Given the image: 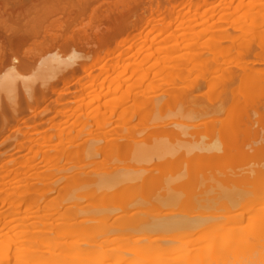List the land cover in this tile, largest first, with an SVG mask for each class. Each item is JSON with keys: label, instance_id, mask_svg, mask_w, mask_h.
Masks as SVG:
<instances>
[{"label": "bare ground", "instance_id": "6f19581e", "mask_svg": "<svg viewBox=\"0 0 264 264\" xmlns=\"http://www.w3.org/2000/svg\"><path fill=\"white\" fill-rule=\"evenodd\" d=\"M0 1L3 3L2 0ZM4 1V5L1 4L0 6V100L2 101L3 97H5L4 99L7 104L6 107L3 108V105L0 103V124H2V126L7 125V127L8 125L10 126V122H14L13 124L16 126L17 124L25 125L24 127L18 126L16 129H11L9 127L10 130L8 131L10 136L8 138L12 139L15 138L16 135H43L47 131L40 130L39 128L46 125L49 126L50 122H54L49 131L54 130V134L56 131L55 136L57 137L68 135L67 141L69 143H74L76 137V141H79L78 138L80 139L84 135L88 136L89 134H94V130H90L88 125L89 127L94 126L97 130H101V128L107 125H113L116 114H118L120 118H125L126 116L131 115L130 111L123 107L124 105L121 106V108L123 107V112H121V114H119L120 112L116 113L120 107L117 110L116 108H113L114 111H111V113L109 112V114L107 112L101 113L102 105L99 106L106 96H109L112 93H117L122 89V86L120 85L119 87L117 85L118 88H115L116 86H114L116 83L115 81L118 78L111 81L108 87H106L105 84L108 77L106 80L104 77L110 71V69L107 68L109 67L110 59L111 61L117 59L116 62H118L121 57L118 54L119 57L117 56L112 59L115 53H119L128 42H131L132 46L129 47L132 48L139 44H137L138 41H141L142 44L147 43L151 37L150 34H153L155 31L159 32L155 38L158 39V37L161 36V33L166 30L161 29L163 28L162 25H166L164 26L165 28L170 25V27H168L171 28L172 25L170 23H172V21H168L170 20V17L168 16H172L170 15L171 13L177 12V9L180 8L181 5L187 3L186 5L191 6L188 10V12H190L193 8H200L202 4H208L211 2V0H148L150 3L147 4V0H119L117 2L110 0L112 3L96 7V4L98 5L104 0H41V5L33 7L19 8L15 5L20 9L15 11L14 9L16 7H8L12 5L6 3L8 0ZM146 4L149 6V12L145 8ZM244 5L245 4L243 3L239 4L242 8ZM249 5L259 8L260 12L263 10L262 16L259 14L258 20L253 19L256 24V27L254 28H257L258 30V28L264 25V3L256 5L254 2H249ZM184 8L185 7H183L182 11ZM260 8L263 9L261 10ZM178 10L181 11L180 9ZM179 11L175 14L182 13ZM172 17H174V15ZM229 19L230 18H228L227 21H229ZM220 20L223 21L222 18H220ZM220 20L218 22L219 24H224V22H226H221ZM253 21L252 23L254 25ZM256 21L259 23L258 26L260 27H257ZM233 23L231 22V26H235ZM252 23H249L251 27ZM142 26L145 27L144 30H147L149 27L152 29H149L150 31L145 35L140 33L139 35L137 34V36L134 35L132 37V32L139 28H143ZM241 27L242 25L239 26L238 29L242 30ZM247 27L250 28L249 26ZM228 28L229 27H227V29L225 28L226 30H222L223 32L227 31V34L225 32L226 37L224 36L223 38L222 36V38H219L220 40H218V36L216 37L217 40L214 39V41L216 40L217 42H215V44L213 42L211 43L214 44V48H212L213 53H210L212 56L209 54V57L206 53L201 54L202 58L205 56L208 57L204 58L206 60L201 58L204 60L202 64H204L203 71L205 72L202 71L203 73L201 72L202 74H200L198 71L197 73H199L200 76L197 75L198 77L195 76L197 78L194 77V80H190L188 77L183 76L184 72L179 74V70V72L177 71V75L179 76H174V74H172L173 77L171 76V81L170 79L168 81L162 79L161 83L156 82V85H153V88L160 87L163 89L165 86L166 88L167 86H169V88L171 87L170 91L166 90L167 92L164 97L166 100L161 96L163 100L159 103L160 108L155 112V115L151 114L154 118L149 117L150 120L152 119L151 122L149 121V118H147L149 121H147L148 123H152V121L158 122L159 120L160 128L162 129H157L161 131L156 130L155 127L150 128L152 125H149L150 127H148V125L145 128L142 127V121L140 122L142 128H136L132 125L134 128H126L128 130H125L124 132L120 130L118 131L119 133L117 132L118 134L112 130V132L109 131V133H105L104 136L107 138L105 137L104 139H108L107 141H87L88 143L93 141L94 143H91V145L93 144L92 146H94L95 142L96 144L99 142L103 143V141L104 143L106 142V144H102L103 147H100L99 152L105 154V156H112V160L114 157L118 159L117 161L121 160L128 163V161H136L142 156L145 159L149 156H158L160 157V160L167 158L164 162L161 161L162 165H157L159 168L156 170H151L153 168L152 165V168L149 169L150 171L145 169L146 166H143L144 169H137L135 167L136 164H133L135 166H129L130 168L133 167L132 169L112 167L109 174L103 175L96 180H88L86 185L106 191L108 189H113L114 191L115 189L124 186H131L135 188V191L140 190L138 194L130 195L129 198L124 197L125 199L122 198L123 200L120 198L121 196L119 197V195L116 194H113L110 197L106 195L104 197L105 199L102 197L99 199V202L97 201L96 206L101 203V205H104L106 208V211L110 209L107 207L110 205H113V207L117 205V208H121L125 211H129L130 208L133 207L144 205H152L157 208H162L163 206L170 207L171 204L174 206V203L177 202L176 204H178L179 201L182 202L184 197H188L187 199L190 200L189 207L192 203V207L195 208V211L199 208L205 211V213H203L201 210L199 213V209L196 211L198 212V214L196 213L197 215H195V211L192 210L194 208H192L190 212L188 210V212H186V214L194 213V215L180 213L164 214L161 211L163 214L161 213V215L156 214L157 216H151L153 219L144 218L145 216L141 219L142 215L137 217L136 214H140V212H137L129 216L131 218L132 216H134L133 218L137 217L139 220H137V218H132V221L129 216L127 217L128 214L125 213V215L122 216L124 219L120 217L119 219L125 221L127 217L128 219H126V221L130 220L131 222L127 221L126 224H128V222L129 224L122 226L124 230L134 234L155 233L157 231H160V233H180L183 231L184 233H180L181 237L179 235L180 239L182 238L183 240L184 238H192L197 235L198 237L196 240L193 242L191 241L189 245L191 243L199 244L204 239L209 240L214 236L217 237L221 235V238H217V240L220 239L219 242L210 241L202 246H198L197 244V246H189L182 250L176 249L174 253L180 255L179 257H175V259L170 257V253H166L167 250L165 247L162 248L165 251L162 250L161 253L157 251L161 249V247H157L158 249L155 248L157 250L142 247L140 250H137L134 256L144 259V263L149 262L152 256L159 253L162 256L161 259L159 257L153 262L151 260L153 264H170L169 262L171 261H174L173 264H264V158L262 159V157H264V143L261 142L262 140L260 138L262 136H260V134L264 132V29L263 31H258L259 33H262L254 35L256 38H251V40L249 39L247 41L242 40L240 42L243 35L241 34V37L238 35L240 38L238 36L236 37V35L233 36L231 35L232 33L228 32L230 29ZM254 28L252 29L254 30ZM233 30H237V27ZM130 31L131 33L126 39H119L120 35ZM248 31L249 30L246 31L245 28L244 39L248 36L246 35L248 34ZM236 32H238V30ZM140 35L142 37L139 40H136ZM249 35L251 37L252 34L250 33ZM225 44L228 46H225ZM112 46L114 47L112 48ZM93 48L99 51L96 53V58L92 57ZM210 51L212 50L210 49ZM64 54L68 56L64 57ZM194 55L195 60L191 58L190 61L197 62L196 54L194 53ZM42 58L43 60H41ZM120 61L118 64L115 63L116 65L113 64L115 65V68H113L114 70H111L113 73L116 72L118 68L127 67V69H129L132 65L121 66L124 61ZM165 64L167 66V63H164L163 65L165 66ZM202 64H199L200 67H202ZM164 66L161 68L162 70H169V66L168 68ZM180 67L183 69V66ZM78 68L83 71L84 77L81 80L76 81V78L79 75L78 72H80ZM34 69H37V71ZM193 69L194 67H190L191 71L189 73H194L192 72ZM32 70L36 73L31 76L28 75ZM162 70H160V75L165 73V71L162 72ZM110 74H108V76H110ZM195 74L196 73H194V75ZM103 78L105 81H102ZM60 84H63V88L60 87L61 90L58 89ZM77 85L81 86L82 89L78 90L76 88V90L73 91L72 87H76ZM152 89H149L150 91L147 95H150V92L153 93L151 91ZM105 90L107 91L105 92ZM127 93H129L126 95L127 98L123 97L125 100L127 99V102H123V104L125 103V106L128 101L129 103L132 102L130 101L132 97L129 99L131 96L130 93L132 92L127 91ZM137 94L138 93H135V96L132 94L134 96V101ZM54 96L56 98H53ZM136 100H138V97ZM144 100L145 102H143ZM144 100L142 101L143 103L140 105L138 104L139 110H134V112H139L140 120L147 117V111L148 113L155 111V106L153 107V105H155L156 102L153 103V98H150L149 100H146L145 98ZM119 101H122V99ZM117 103L115 104L116 107ZM173 103L175 107L177 106V109L179 104L184 107L179 109V113H176L175 111L173 114H170L168 112L169 115H167L164 108H170V105ZM95 104H98V108L94 107V109L97 110L91 111L93 113H89L90 110L87 114H82L83 112L79 113L81 112V109L87 111V109L92 108ZM44 105L46 108L39 111ZM72 105H77V107ZM131 106L132 105L129 107ZM186 106V110L183 111ZM136 107L138 106L136 105ZM175 107H172L173 110ZM169 110H171V108ZM8 111L11 114L10 117L7 115ZM30 112L33 116L31 118H26ZM54 112L56 113L54 118L43 121L40 124H35L37 118L47 117L48 115L45 114ZM180 117L188 120L190 119V121L193 122L192 124L195 125H191V123H189L190 126L180 124L181 121L177 120V118ZM74 118L75 120L77 118V120L72 124L71 121ZM120 120L117 118L118 122H121ZM140 120H138V123ZM172 120L176 122H171ZM30 121H32V123ZM70 122V126L62 128ZM132 124L134 123L132 122ZM155 124L158 125L159 122ZM124 125L126 124L124 123ZM259 126L263 127L260 134L257 133V130L259 132V129H256V127ZM124 127H122V130ZM4 128L6 129V127ZM194 128L199 131L193 130L192 132V129ZM76 129L78 132H75ZM73 131L79 133V136H77V134L75 138L71 137ZM5 132H7V130ZM210 132H212L213 135L210 134ZM256 133L259 138L258 140H254V142H256L253 146L250 142H252L251 138L256 136ZM218 134L222 141L219 139ZM216 135L219 140L216 139L215 142ZM212 137L214 140H211L213 139ZM206 138H211V141ZM248 139H250L249 144L246 142ZM257 141L262 144H258L259 142ZM32 146V150H35L42 145L35 141L34 143L32 142ZM21 150L22 148H20V151ZM39 152L36 153V155L38 154L37 156L35 155L36 157L34 156L35 159L33 157L31 159H37L38 161L40 156ZM16 154H19V152ZM172 157H174V160ZM32 160L31 162H34V160ZM106 160H108V158ZM141 160L142 159L139 161L141 162ZM134 161H132V163ZM155 161L153 162L155 163ZM31 162L30 164H24L22 167H29L32 170L34 167L37 168L36 166L38 164L36 163H40L35 161L34 165H36L34 166ZM242 164L246 167L241 166ZM140 165L143 164L140 163ZM237 167L241 170H238ZM159 169L160 172L158 171ZM171 170H174V172H171ZM46 172L47 171L38 172L35 175H43ZM154 172H159L160 175L158 176L156 174V176ZM168 172L173 173V175L171 174L173 177L170 176ZM164 174H168V179L165 181L166 183L163 182L165 180L164 178L167 176H164ZM169 176L172 180L169 179ZM7 177L9 176L4 178ZM14 177H16V174ZM156 187L157 189H162L164 191L161 192L157 198L154 194H157L160 191H157ZM153 188L154 196L150 193V189L152 192ZM146 189L149 193H147L148 191L143 193V190ZM0 203L2 204V202ZM15 203L14 205L12 204V207L14 206L13 208L18 210L20 205H16ZM244 204H246V206H243L242 208L241 206ZM257 207L260 208L256 210ZM204 208H206V210ZM73 209L75 210L74 207H69L65 210L71 211ZM208 209L212 212H208ZM160 210L164 211V209ZM104 211L105 209L103 210V213L99 215L100 217L104 214H106V216L108 214L111 215V213L107 214V212ZM252 212H255V214ZM16 213L17 211L13 214ZM67 213L68 212H66V214ZM143 213L149 216L148 212ZM250 213H252V216H255L252 217ZM152 214L153 213H150V215ZM247 214L250 216L248 217ZM247 217L249 219L252 217V219L249 221ZM30 218L28 217L27 219ZM104 218L107 219L106 217ZM246 219L249 221L248 225L245 224V227H242L240 224L243 223V221L246 222ZM221 221H225L229 226L226 225V227L223 228L218 226V224L217 227L214 226L216 222L218 223ZM86 222L88 223L87 220L81 221L80 224L73 225L72 227L74 229L75 227L76 229H78V227L82 228V224ZM69 231L71 232L72 230L70 229ZM183 234L184 237L182 236ZM67 235L68 234H66V236ZM70 236L71 235L67 237L70 238ZM16 237L18 238L19 236ZM16 237L13 239H17ZM61 237H63V235H59V239H61ZM22 238L25 237L20 238V242L24 240L22 241L23 248L24 244H27L25 245L26 248L29 245L28 250L31 248L32 250L28 251L25 249L26 252H23L21 250L23 248L20 247V255L17 256L24 255L25 258H27L24 259V256L22 259L18 257L16 258L14 251H16L15 253L17 254L19 253V251H17L19 248L16 247V250L13 251L14 257L11 256V250L14 248L13 244L12 247H10V243L14 242L11 240L8 244L11 249L8 247V249L6 248L8 252H6L5 249L0 251V256L3 255L0 259L1 263L3 262L6 264L8 262L7 264H9L12 258L13 261L16 259L17 263L14 261L16 264H20L18 262H21L22 264H38L40 262L41 264H69L72 263L71 257H73L69 253L76 248V250L81 249V252L83 251V254H85L83 260V257L80 255L82 253L79 251V256L75 255V257H73L75 264H82V260L84 262L86 260V264H104L106 263L104 261L109 257L105 255L107 257L104 256L105 258L103 257L100 260L89 261L87 255H90L92 250H82L83 247H87L88 244L75 242L66 244L68 246H66V248H70L69 253L67 254L71 256L70 258H67L69 255L66 256L64 251H68V249H63L65 248V244L63 246V244L60 243L61 247L59 243H55L53 239L46 238V240L43 239L45 241L42 239L39 240L38 242L40 244L37 243V245L36 242H34L37 237L31 238L32 241L31 239L25 240ZM17 240L14 242L16 243L15 246H20L21 243H18L19 239ZM27 241H30L29 244ZM176 241L179 243L178 240ZM41 242L44 249L48 247L47 245L50 246L53 244L54 246L51 245L49 248L54 250L53 248L57 247V251L62 250L63 252L61 251V253L63 254L57 255L55 252H52L51 254L47 252L44 253V251L41 252L39 250L43 248ZM163 242L167 243L169 241L165 239ZM30 243L35 248H33ZM33 249H38L40 252H37L38 250L33 251ZM112 251L113 253L119 252V250H109L108 252L110 253ZM46 253L47 255H45ZM31 254L34 255L35 258L37 255L38 257L41 256L39 257L41 260L38 261L39 258L32 259L31 262L30 259L33 257H31ZM48 254H50V256ZM46 256L49 258L46 259ZM9 257L11 258L6 262V259L8 260ZM50 257L53 259H50ZM134 259H131L130 261L125 258L124 261L121 260L122 262L120 263L123 264V262L129 261V264H140V260ZM36 260L38 262H36ZM67 261H69V263H67Z\"/></svg>", "mask_w": 264, "mask_h": 264}, {"label": "rangeland", "instance_id": "374dc122", "mask_svg": "<svg viewBox=\"0 0 264 264\" xmlns=\"http://www.w3.org/2000/svg\"><path fill=\"white\" fill-rule=\"evenodd\" d=\"M2 1H3V3L0 1V6H1V4L4 5L5 1L4 0H2ZM8 1L6 3H9L12 6H8V5L7 6L8 7H14V8L16 7L15 5H17L19 8H22V7L26 8V7H33L36 5H41V0H8ZM112 1L117 2L119 0H112ZM112 1L104 0L100 4H98V5L96 4V7H99L100 5H103V4L107 5L108 3H112ZM249 2H254V4L257 5L259 3L263 4L264 0H211L210 3H208V4L204 3V4H202V6L200 8H193L190 12H188V10L191 8V6L186 5L187 3H185V5L183 4L180 6V8H178L181 11H179L177 9V12L178 11L182 12V13H180L181 15L175 14V13H177V12H175V13L170 14L172 16L174 15V17L168 16V17H170L169 18L170 20H168V21H172L173 24L170 23L172 25L171 28H169L170 25H168L169 27L167 26L166 28L164 27L166 25H164V26L162 25L163 28H161V29H163V30L166 29L168 31H166V30L163 31L161 33V36L158 37V39H155V38L159 32L155 31V32H153V34H150L151 37L149 38V41L147 43L142 44L141 41H138L137 44L138 43L139 44L133 46V48H132V47H129V46H132L131 42H128V44H126V46L123 47L119 51V53L118 52L115 53L114 56L112 57V59L117 57L119 54V56H121L120 60L124 61V63L121 64V66L122 65H128L129 66L131 64L132 65L129 67V69H127V67L126 68H124V67L118 68V70L113 73V71H111V70H114L113 68H115L114 67L116 65L115 63L118 64L120 60H118V62H116V60H117L116 59L115 61L113 60L114 61L113 62L110 59V62L108 65L109 67H107V68L110 69L109 72L111 74L108 72V74H110V76H108V74H107L104 77L105 80L108 77L106 82H105L106 87H108L110 85L109 83L111 81L118 78L115 81L116 83L115 84L113 83V84H114V86H116L115 88H118L119 85L122 86L121 87L122 89H120V91L117 93H114V94L112 93L109 96H106V98L103 99L100 104L99 103L98 104H99V106L102 105V108H104V109L101 108V113H106V112L111 113V111H114L113 108H116V110H117L120 107V109L117 110L118 112H116V110H115V112L116 113L120 112L119 114H121V112H123V107H124L130 111L131 115L126 116L125 117L126 120H125L124 117L120 118L119 115L115 113L118 116L115 115V117H114L115 121H114L113 125H107V126L101 128V130H97V128L92 126V125H91L92 127H89V125H88V128L90 130L92 129V131L94 130L93 133L95 135L97 134L96 136L94 134H89V135L87 134L88 136L84 135L82 137L83 139L78 138L79 141H76V138H77L76 135L78 134L77 136H79V133H75V132H78L76 129L75 132L73 131V134L71 136L74 138L76 137L74 140V143L72 142L73 143L72 144V143H69L67 141L68 135H64L63 137H57V136H55L56 131H55V134L53 132L54 130L49 131L50 127L54 123V122H52V123L50 122L49 126L46 125L44 127L39 128L40 130L47 131L43 135H33V136L16 135L15 138L9 139L8 137L10 135H9L8 130H10V128L16 129V128H18V126L24 127L25 125L24 124H20V125L17 124V126H16L15 124H13L14 122H12V123L10 122V126L8 125V127H7V125L2 126V124H0V131L3 134L2 135L0 133V172H1L0 173L1 174L0 175V202H2V204L0 203V219H1L0 220L1 221L0 222V251H2V249L3 250L5 249V251L8 252L7 249L9 247V245H8L9 242L11 240L16 242V240L19 239L18 243H21V245L19 244L20 246H18V245L15 246L16 243H14V242L10 243L11 244L10 247H12V244H13L14 248H13V250H11V253L9 252L12 257H14V254H16V258H17L18 257L17 255H20V247L23 248L22 241H24V240H22L20 242L21 237H25V238H22L25 240H30L33 237H35V238L37 237L38 240L33 239L34 242H36V244L39 243L38 242L39 240H41V239L46 240V238H48V239H53L55 241V243H59V245H60V243L63 244V246L65 244V246H64L65 248H63V249L64 250L68 249V251L66 250L67 252L64 251V254L66 256H68L70 254L71 256L75 257V255H78L79 251L81 252V249L76 250L77 249L76 248L75 250H71L72 253H71V251L69 253L70 248H66L67 243H75L76 242V243H80V244H82V243L88 244V246L87 245H86L87 247L84 246L82 250H84V251H85V249L92 250L90 252V255L88 254L89 257L87 255V259L89 261L100 260L105 255H107L109 257L107 258V260L105 259L106 261H104L107 264H121L120 263V262H122L121 260L124 261L125 258L127 260H130V261H131V259L135 258L137 260H140V264H141L142 262L144 263V259L139 258V257H135L134 255L136 254L137 250H140V248H142V247H147L150 249H155L157 247H159V248L161 247V249H159V250H157L158 248L155 249V250L159 251L160 253L163 250L162 248L165 247L167 250L166 253L167 252L170 253L171 254L170 257L175 259V257H179V255H180V254L177 255L176 253H174L176 249L182 250V249L189 247V246H195V245L197 246L198 243H196V244L191 243L189 245V243L191 241L193 242L194 240H196V238L198 237L197 235L192 237V238H184V240L182 238H181L182 240L180 239V237H181L180 233H184L183 231L180 233H177V232H175V233H170V232L169 233H167V232L160 233V231H157L155 233H144V234L136 233V234H134V233H129L122 228L123 225L125 226V225L129 224V222H128V224H126L127 221H130V220L132 221V218L134 216H132V218H131L129 215H133V213H137V212L138 213L140 212V214H136V216L139 217V215H142L141 219H143L142 218L143 216H145L144 218H147V219L148 218L153 219V218H151V216L153 217V215L155 216L156 214L161 215L162 212L164 214H166V213L186 214V212H188V211L190 212V210L192 208H194V207H192V203H191V206L189 207L190 200L187 199L188 197H184L182 199V202L179 201L178 204H176L177 202L174 203L175 204L174 206L171 204L170 207L169 206L168 207L163 206L162 208H160V207L157 208V207H154L152 205H147V206L144 205V206H139V207L138 206L133 207V208H130V210L128 209L129 211H125L121 208H117L118 207L117 205H115L114 207H113V205L112 206L110 205L107 207L110 208L111 210L108 209L106 211V208L104 207V205L102 206L101 203H99L100 205L98 204V206H96L97 201L99 202L100 198H102V197L104 198L106 195L110 197L113 194L119 195V197L121 196L120 197L121 199L124 197L129 198L130 195L132 196L134 194H138L140 190L139 191L137 190L138 191L137 192L134 190L135 188H133L131 186H126V187L124 186V187H120L119 189H115L116 191L115 190L113 191V189L112 190L108 189L106 191L103 189L102 190L98 189L97 187L88 186V185H86V183H88V180H91V179L96 180L103 175L109 174L110 171L112 170V167H117V168H122V169L127 168L128 169V168H130L129 166H135L133 164H136L135 167L137 169L138 168L144 169L143 166H146L145 169L150 171L149 169L152 168V166H153V168L151 170H156L159 168V166H157V165H162L161 161L164 162V160H167V158L160 160V157H158V156H155L156 158L153 156H151V157L149 156L146 159L143 158V156H142L136 160L137 162L132 160V161H134L132 163V161L130 160L127 163V162H124L121 160L117 161L118 159L113 157V160L116 159V160H114L115 161L114 162L111 159L112 156L110 157V155H106V156H109V157H106L105 154L99 152L100 147L101 146L103 147L102 144L104 143V141H103V143H100L101 142L100 140H105L104 138L106 136H104V134L109 133V131L110 132L115 131V133L118 134L119 133L118 131H120V130L124 132L125 130L132 129L134 127H136V128L137 127H140V128L144 127L145 128V127H147V125H148V127H150L152 125L150 128L155 127L156 130L161 131V130L157 129V128H160V121L159 120H158V122H159L158 125L155 124V123H158L157 121L156 122L152 121V123H148V122L149 121L151 122V120H152V119L150 120V118L153 117V116H151V114L155 115V112L158 111V109L160 108L159 107L160 101L163 99L166 100L164 98L165 94L167 92L166 90L170 91L171 87L169 88V86H167V88H166V86H165L164 87L165 89L163 88L165 90L164 91L160 87L159 88L158 87L153 88L156 85L155 83L156 82L161 83L162 79L167 80V81L170 79V81H171V76L173 77L172 74H174V76H179V75H177L179 70H180L179 74L181 72H184L183 76L188 77L190 80H194L195 78L200 76V74L205 72V71H203V69H204L203 65L204 64H202V62L204 60H206L204 58H206L208 56H205L202 58L201 54L206 53V55H209L210 53L211 54L213 53L212 48H214V44H215V42H217L216 40L217 39L220 40L219 38H222V36H223V38H224V36L226 37L227 31H225L226 32V34H225V32H223L222 30H226L227 27L230 28V26L232 25L231 22L232 23L234 22L233 24H235V26L237 27L238 32H236L237 30H233V29H236L235 26H231L230 29L228 28L229 29L228 32L232 33L231 35H233V36L236 35V37L238 35L240 37L243 35L241 37L240 42L242 40H244V41H247L249 39L251 40V38L254 39V38H256L254 35L262 33V32L259 33L258 31H263L264 25L262 24L263 26L260 27V26H258L259 23L256 21L257 27L262 28V29L258 28V30H257V28H254V27H256V24H255V21H253V19L258 20L259 14L262 16V12H263L262 9L263 8L262 9L260 8L262 10V12H260L259 8L253 7V5H251L252 6L251 7L249 5ZM149 3H150V1H148L147 4H149ZM241 3L245 4L243 8L240 7L241 5L239 6V4H241ZM147 4H146L145 8L149 12V6ZM147 6H148V9H147ZM182 6L186 8V9L184 8L183 11H182V9H183ZM248 6H250V7H248ZM19 8L16 7L14 10L15 11L20 10ZM167 15H169V14H167ZM220 18H222L223 21H221ZM228 18H230L229 21H227ZM219 20L221 22H224V21H226V22H224V24L220 22L221 24H219L218 23ZM243 20L246 22H244ZM250 20H252L254 22L255 26L253 25L252 21H250ZM228 22H230V23H228ZM260 22H262V21H260ZM216 23H218V24H216ZM249 23H252V27ZM241 25H242V27H241L242 30L238 29V27ZM246 25L249 26L251 29L254 28V30L252 29V31L250 32L251 29L248 28ZM243 27L246 28V31L249 30L247 32L248 34H246V35H248L246 37V39L243 38V37H245L244 36L245 28H243ZM144 29H145V27L139 28L138 30L132 32V34H133L132 37L134 35L137 36V34L139 35L140 33H143L145 35L152 28L149 27L147 30H144ZM130 33H131V31L120 35L119 39L120 40L126 39ZM219 33L225 34V35H220ZM250 33L254 37L252 35L250 37V35H249ZM253 33H255V34H253ZM141 37H142L141 35L138 36V38L136 40H139ZM216 37H218V38L216 39ZM248 37H250V38H248ZM214 39H216V40L214 41ZM212 42L214 44H211ZM114 46H112V48ZM225 46H228V45L225 44ZM209 48L212 51H210ZM92 52H93L92 57L96 58L97 57L96 53L99 51L97 49L93 48ZM194 53L196 54L197 62L190 61L191 58L194 59V57H195ZM210 55H209V57H210ZM65 56H68V55L64 54V57ZM43 58L41 60H43ZM201 58L204 60H202ZM223 61H224V58H223ZM164 63H167V66H166V64L164 66L163 65ZM200 63L202 64V67H200V65H199ZM113 64H115V65H113ZM191 64H192V66L194 65L193 66L194 71L192 70V72L196 73L195 75H194V73H189L191 71L190 67L193 68L191 66ZM163 66L167 67V68L169 66V68H168L169 70H166V71L162 70L161 68H163ZM180 66H183V69H181L182 67H180ZM197 67H198V69H197ZM79 69L80 68H78V70ZM34 70L37 71V69H34ZM34 70H32V72H29L28 75L31 76V75L35 74L36 72ZM160 70H162V72L165 71V73L161 72L162 74L160 75ZM186 70H188V71H186ZM79 71L80 72H78L79 75L77 76L76 81L81 80L84 77L83 71L82 70H79ZM198 71L200 74L197 73ZM175 73H176V75H175ZM182 74H181V76H182ZM195 76H197V77H195ZM104 78L102 81H105ZM170 81H169V83H170ZM117 85H118V87H117ZM62 86H63V84H60L58 89L61 90V88H63ZM72 88H73L72 89L73 91H75L76 88L78 90L82 89L81 86H79V85H77L76 87H72ZM149 89H152L151 91L153 93L150 92V95H147V94H149V91H150ZM154 89H156V90H154ZM106 91L107 90H105V92ZM127 91L132 92V93H130L131 96L128 95V96H130L129 99L131 97L133 99L135 96L134 94L138 93L135 97V101L137 104L135 103L134 99L133 100L130 99V101H132V102L129 103V101H128L129 104L126 103L128 106L127 105L125 106V103L123 104L124 101L127 102V99L126 100L124 99V98H127L126 95L129 94V93H127ZM161 96L163 97V99ZM71 97H72V95H71ZM71 97H69V98L72 99ZM137 97H138L139 101L136 100ZM139 97H140V99H139ZM4 98L5 97H3V99ZM53 98H56V97L54 96ZM145 98H146V100L153 98V100H154L153 103L156 102L157 105L156 104L153 105V107L155 106L154 112L148 113V111H147V117L142 118V120H140L141 118L139 117V114H138L139 112L138 113L134 112V110L135 111L139 110L138 109L139 105L141 103L145 102V100H144ZM3 99H2V101L4 102V104L1 100H0V103H1V105H3L2 107L4 108V107H6L7 102L5 101V99L4 100ZM121 99H122V101H119ZM140 100H141V102H140ZM85 103H87V102H85ZM116 103H117V107L115 105ZM134 104H135V106H134ZM97 105L95 104L92 108L88 107L89 109L86 108L87 111L85 109H84V111L81 109L80 110L81 112H79V113L83 112L82 114H85V113L87 114L89 110H90L89 113L93 110H97V109H94V107L98 108ZM122 105H124V106L121 108ZM130 105H132V106L129 107ZM136 105L138 107H136ZM172 105L175 107L174 103L171 104L170 105L171 110H169L170 108H167V109H166V107L164 108L165 112H167V115H169V113L173 114L175 111H176V113L177 112L179 113V111H180L179 109H182L184 107V106L182 107L181 104H179V105L177 104L178 109L176 106L175 109L173 110ZM72 106H74V105H72ZM75 106L77 107V105H75ZM45 108H46V106L44 105L40 108L39 111L44 110ZM186 108H187V106L185 107V109H183V111L186 110ZM91 113H93V112H91ZM109 114H106V115H109ZM145 114H146V112H145ZM7 115L10 117L11 114L9 113V111L7 112ZM45 115H48V116L42 117L44 119H42V118L38 119L37 118L35 124H40L43 121L54 118L56 116V113L55 112L54 113H48ZM32 116H33V114L30 112V113H28L26 118H31ZM117 118H118V120L121 119L120 120L121 122H118ZM147 118H149V121L147 120ZM76 120H77V118H76ZM76 120H75V118L72 119V121H71L72 124ZM123 120H125V121H123ZM138 120H140L139 123H138ZM174 120H172L171 122H173ZM177 120L181 121L180 124H182V125H189L190 126L189 123H191V125H195V124H192L193 122H191L190 119L188 120L186 118L180 117V118H177ZM142 121H143V123H142V127H141L140 122H142ZM30 122L32 123V121H30ZM71 122L67 125H64V127H62V128H65V126L66 127L70 126ZM132 122L134 124H132ZM144 122H147V123H144ZM174 122H176V121H174ZM124 123L126 125H124ZM121 126L122 127L125 126L123 128V130H122ZM4 127H6V129ZM80 128H79V130H80ZM126 128H128V129H126ZM257 128L259 129V132L257 130V133L260 134V132H262V130H263V127L259 126V127H256V129ZM160 129H162V128H160ZM4 130L5 131L7 130V132H5ZM193 130L199 131L195 128L192 129V132H193ZM34 132H36V131H34ZM120 133H122V132H120ZM257 133H256V136H254V135H253L254 137L252 136L253 137V138H251L252 142H250V139L246 140V142L248 144L250 142L254 146V144L256 142V141L254 142V140H258V138H259V137H257V135H258ZM161 134H160V136H161ZM210 134L213 135L212 132H210ZM260 136H261L260 138L262 140L261 142L264 143V139H263L264 138L263 137L264 132H262L260 134ZM218 137L222 141L219 134H218ZM69 139H71V138H69ZM206 139L210 140L211 138H206ZM216 139H218L217 135L215 137V140H214V138L211 140H214L216 142ZM89 140H93V141L99 140L100 142L97 144L95 142L94 146H92L93 144L91 145V143H94V142L90 141L91 143H88ZM107 140H105V141H107ZM35 141H37L42 146L37 147L35 150L34 149L32 150V148H31L32 142L34 143ZM257 142H259V141H257ZM261 142H259L258 144H262ZM22 144H23V146H22ZM104 144H106V142ZM20 148H22L21 151H20ZM17 152H19V154H16ZM38 152H39L40 156H39V159L37 161V159L34 160L35 159L34 156ZM32 157L34 158L33 159L34 162H31ZM107 158H108V160H106ZM169 158H171V157H169ZM172 158L174 160V157H172ZM263 158L264 157H262V159ZM140 159H142L143 161L141 160V162H140L139 161ZM147 159H150L151 161L147 160ZM153 159H155L156 161ZM168 160H170V159H168ZM35 161L40 162V163H36V164H38L36 166L37 168L34 167L31 170V168H29V167H27V168L22 167L24 164L26 165V163L30 164V162L33 163V165H34ZM153 161H155V163ZM105 162H107V163H105ZM140 163L143 165H140ZM145 163H148L149 165L145 164ZM147 165H148V167H147ZM156 166H157V168H156ZM241 166L246 167L243 164ZM243 167H241V168H243ZM132 168H130V169H132ZM238 170H241V169L238 168ZM42 171H47V172L43 175H35L38 172H42ZM158 171L160 172V169ZM159 172H154V173H155V175L157 174L159 176L160 175ZM171 172H174V170H171ZM171 172H168V174L170 176L173 175V173H171ZM162 173H161V176H162ZM11 174H12V176H11ZM15 174H16V177H14ZM148 174H150V173H148ZM168 174H164V176L167 175L166 178H164L165 180L162 178L164 180L163 181L164 183H166L165 181H167V179H168ZM6 176H9V177L4 178ZM170 176H169V179L172 180V178ZM157 187H159V186H157ZM157 187H156V189H157ZM158 190L160 192H158L157 194L156 193L154 194L156 198L161 192H164L162 189L161 190L157 189V191ZM145 191H148V190L147 189L143 190V193ZM135 192H137V193H135ZM147 193H149V191ZM150 193H152V195H153L154 188H153L152 192L150 189ZM14 203L16 205H18V204L20 205V208H18V210H15L13 208L14 206L12 207V204L14 205ZM243 206H246V204L242 205L241 207L243 208ZM69 207H74L75 208V210L73 209L74 212H73V210H71V211L65 210L66 208H69ZM259 208L257 207L256 210ZM104 209H105L104 212H107V214L111 213V215L108 214L106 216V214H104L100 217L99 215H101L103 213ZM160 209H164V211L160 210ZM196 209H198V208H196ZM204 209L206 210V208H204ZM192 210L195 211V208ZM198 210H196V211H198ZM201 210L203 213H205V211L203 209H200L199 213L201 212ZM15 211H17V213L13 214ZM196 211L194 212L195 215L198 214V212H196ZM66 212H68V213L66 214ZM121 212H122V214H121ZM143 212H146V213L148 212L149 216ZM208 212H210L209 209H208ZM70 213H72V214H70ZM125 213L128 214L127 217L128 216L130 217V220H127V221H126V219H128V218L126 217V219H125L126 222L124 220H122V219H124V218H122V216L125 215ZM150 213H153V214L150 215ZM194 213L193 214L187 213L186 215H194ZM252 213L255 214V212H252ZM252 213H250L251 216H252ZM65 214H66V216H65ZM247 216H248V214H247ZM253 216H255V215H253ZM28 217L29 218L32 217V218L27 219ZM104 217H106L107 219H105ZM119 217L122 219L120 220ZM137 217H135L133 219H136ZM252 217L250 219H252ZM108 218H109V220H108ZM250 219H249V221H250ZM85 220H87L88 223L86 222V223L82 224V228L78 227V229H76V227H75V229H74L72 227L73 225H78L81 223V221H85ZM137 220H139V219L137 218ZM133 221H135V220H133ZM249 221L246 219V222L243 221V223H241L240 225L242 227H245V224L248 225ZM217 224H218V226H221L222 228L226 227V225H228V223L226 224L225 221H223V222L221 221L218 223L216 222L214 224V226L217 227ZM72 228L74 229V231ZM63 229H64V231H63ZM70 229L72 230L71 232L69 231ZM55 233H58V234H55ZM61 233H63V234H61ZM21 234H23V235H21ZM66 234H68L67 236L71 235L70 238L67 237ZM59 235L60 236L63 235L64 240H63V237H61V239H59ZM179 235H180V237H179ZM218 235H220V234H218ZM16 236H19L20 238L19 237L17 238ZM182 236L184 237V234ZM220 236H217V237L214 236L213 238H210L213 240L204 239L203 241H201L198 244V246L205 245V244L209 243L210 241H218L219 242L220 239L217 240V238H219ZM15 237L17 239H13ZM165 239H167L169 242H167V243L163 242V240H165ZM45 240H43V241H45ZM155 240H158V241H155ZM174 240L175 241L178 240L179 243H177V241L175 242ZM31 241H32V239H31ZM27 242L29 244L30 241H27ZM51 242H52V240H51ZM36 244H35V246H36ZM25 245H27V244H24V248L21 249L23 252H26L25 249H27V250L29 249L28 248L29 245L27 246V248ZM30 245L32 246L31 243H30ZM51 245H53V244H51ZM41 246H42V242H41ZM47 246H46L47 248H45V249L42 246L43 248L39 249V250L41 252L44 251V253L47 252V253L51 254L52 252L53 253L55 252V254H57V255L63 254V253H61L62 250L57 251L58 250L57 247L53 248L55 250L54 251V250L49 248L50 247L49 245H47ZM10 247H9V249H11ZM15 247L19 248V250H17V251H19L18 254L15 253L16 251H14V250H16ZM40 247H38V248H40ZM33 248H35V247H33ZM36 248H37V246H36ZM90 248H92V249H90ZM31 250H32V248L28 251H31ZM37 250L38 249H33V251H37ZM39 250L37 252H40ZM109 250H117V251L119 250V252L113 253V251H112L109 253L108 252ZM13 251H14V254H13ZM163 251H165V250H163ZM87 252H89V251H87ZM47 253L45 255H47ZM67 253H69V254H67ZM81 253L83 254V251ZM50 254H48V255L50 256ZM82 254H80V255H81V257H83L82 259L84 260V254L85 253L83 254V256H82ZM26 255H27V253H26ZM70 255L67 258H70L71 257ZM113 255H116V256H113ZM2 256H0V259L2 258ZM23 256L24 255H21L18 258L22 259ZM107 256H105V257H107ZM167 256H168V254H167ZM31 257L32 258L30 260L32 262V259H38L41 256L38 257V255H37V257L35 258V256L31 254ZM43 257H44V255H43ZM73 257H71L72 263L74 262ZM159 257L161 259V257H162L161 254H159V253L155 254L154 256H152V258L150 259L149 262H146L144 264H151L153 261H155ZM10 258L11 257H9L8 260L6 259V262L9 261ZM26 258L24 256V259H26ZM45 258L48 259L49 257L47 258V256H46ZM50 259H53V258L50 257ZM2 260H5V259H2ZM40 260L41 259L39 258L38 261H40ZM83 260L81 261L82 264H86L85 263L86 260H85V262ZM151 260H152V262H151ZM14 261H16V259ZM14 261L11 258V261L9 262V264L10 263L14 264L15 263ZM38 261L36 260V262H38ZM128 262L129 261L123 262V264H129ZM171 262H169V263L170 264L174 263V261H171ZM2 263L0 261V264H2ZM16 263H17V261H16ZM18 263L22 264L21 262H18ZM34 263H35V260H34ZM67 263H69V261H67ZM72 263H69V264H72ZM106 263H104V264H106ZM3 264H5V263H3ZM31 264H33V263H31ZM38 264H41V262ZM73 264H75V262ZM179 264H182V263H179Z\"/></svg>", "mask_w": 264, "mask_h": 264}]
</instances>
